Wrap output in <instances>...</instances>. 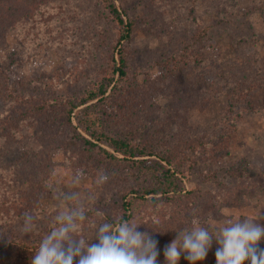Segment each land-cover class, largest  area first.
I'll return each instance as SVG.
<instances>
[{
  "label": "rangeland",
  "instance_id": "1",
  "mask_svg": "<svg viewBox=\"0 0 264 264\" xmlns=\"http://www.w3.org/2000/svg\"><path fill=\"white\" fill-rule=\"evenodd\" d=\"M113 2L132 24L121 44L127 79L114 86L115 76L68 121L66 101L103 81L115 52L103 2L0 0V264H31L57 213L81 204L77 235L94 244L96 228L130 200L129 222L158 241L157 264L183 229L215 232L245 218L264 226V0ZM197 27L206 34L195 40ZM186 46L197 60L183 58ZM95 127L143 146L148 160L168 158L176 198L133 193L155 188L154 177L87 149L81 138L98 144ZM101 170L110 178L97 185ZM25 212L34 217L29 233ZM218 247L213 240L196 264H216ZM178 264H189L185 254Z\"/></svg>",
  "mask_w": 264,
  "mask_h": 264
},
{
  "label": "clouds",
  "instance_id": "2",
  "mask_svg": "<svg viewBox=\"0 0 264 264\" xmlns=\"http://www.w3.org/2000/svg\"><path fill=\"white\" fill-rule=\"evenodd\" d=\"M77 170V175H83ZM110 176L101 170L97 185H103ZM76 194H63L66 201L74 200ZM23 231L33 229L34 217L23 214ZM86 219L83 205L58 212L55 226L40 242L31 264H157L158 241L149 233L138 231L140 224L115 217L114 223L104 222L95 232L98 243L89 244L91 239L77 235L80 222ZM196 224V221H193ZM177 237L164 249L165 264H178L181 255L189 264L206 259L213 240L219 245L215 252L216 264H264V249L259 247L264 240V226L252 219L229 221L215 232L206 227L194 226L177 232Z\"/></svg>",
  "mask_w": 264,
  "mask_h": 264
},
{
  "label": "trees",
  "instance_id": "3",
  "mask_svg": "<svg viewBox=\"0 0 264 264\" xmlns=\"http://www.w3.org/2000/svg\"><path fill=\"white\" fill-rule=\"evenodd\" d=\"M101 1L103 2L105 9L107 10L115 27V44L113 47L115 52L110 57V64L108 68L109 71L106 73V76L103 78V81L99 82L95 87H92L90 90L86 91L80 98L69 99L66 101V116L68 121H70V115L72 111L75 110L77 107L87 102L93 101L101 96L103 97L108 86L114 81L115 76L116 79L114 86L120 85L127 79L128 64L125 60L121 44L124 40L129 37L132 24L130 21L124 19L123 14L115 6L113 0ZM196 29L197 31L195 34V40H197L196 38L205 36V27H197ZM183 50L184 59L187 54H190L192 59H196V57H194V55L191 53L196 50L194 49V47L186 46ZM235 102L236 97H230L229 106L234 111H236L234 109V107H236ZM90 133L91 135H93L98 144H104L109 148V150H106L98 144H94L85 137H82L81 141L87 149H92L93 152L98 155V157L103 162L127 161L137 163L145 171H147L154 177L156 182L155 188L145 190H134L133 193H137L138 195H140L141 198H143L145 195H150L156 192L155 194L159 196L157 198L154 197L150 199V201L155 203L160 201L168 202L176 198V196L180 192V189L177 186V182L179 181V179L174 174V172H177L175 171V166L168 158L156 155V160H148L145 157L151 154H147L143 146L132 143L125 139L106 136L99 130L98 127H95V131H92ZM118 155L121 156V158H119ZM117 217H123V219L127 221L130 220V200H125V198L122 199L120 213ZM106 222L114 223L115 221L113 219L106 220Z\"/></svg>",
  "mask_w": 264,
  "mask_h": 264
}]
</instances>
